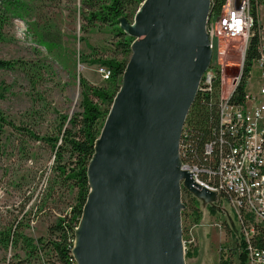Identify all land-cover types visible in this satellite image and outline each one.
Segmentation results:
<instances>
[{
  "label": "water",
  "instance_id": "1",
  "mask_svg": "<svg viewBox=\"0 0 264 264\" xmlns=\"http://www.w3.org/2000/svg\"><path fill=\"white\" fill-rule=\"evenodd\" d=\"M211 12L212 0H145L133 23L120 18L132 54L88 166L76 264H186L183 193L225 212L180 156L213 59Z\"/></svg>",
  "mask_w": 264,
  "mask_h": 264
},
{
  "label": "rangeland",
  "instance_id": "2",
  "mask_svg": "<svg viewBox=\"0 0 264 264\" xmlns=\"http://www.w3.org/2000/svg\"><path fill=\"white\" fill-rule=\"evenodd\" d=\"M95 8L99 6L84 0H0V60L16 63L14 70L0 69V122L23 129L0 123V240L12 228L35 240L47 239L49 226L76 205V191L62 185L56 169L69 166L71 159L66 154L61 161L56 158L51 142L62 138L64 130L71 128L70 119L82 112V80L92 87L108 86L98 71L101 65L94 62L124 55L115 35L117 26L88 18ZM137 11L126 12L130 23ZM240 58V42L215 44L212 63L222 73L221 97L228 94L239 72L227 61ZM258 87L255 69L250 90L257 92ZM62 143L60 139L58 147ZM192 198H182L191 206L182 216L184 246L187 254L192 253L185 256L186 264H242L236 243L241 225L230 202H222L225 212L213 211L197 199L193 204ZM196 208L199 222L192 214ZM0 264L44 262L26 255L21 245L5 248L0 243Z\"/></svg>",
  "mask_w": 264,
  "mask_h": 264
},
{
  "label": "trees",
  "instance_id": "3",
  "mask_svg": "<svg viewBox=\"0 0 264 264\" xmlns=\"http://www.w3.org/2000/svg\"><path fill=\"white\" fill-rule=\"evenodd\" d=\"M84 1L99 6L98 9L95 8V11L89 14L88 18L90 21H100L109 26H117L115 35L117 39H119L118 46L124 55L123 58H111L94 62L110 70L111 78L107 81L108 86L103 88L92 87L88 86L85 80H82V112L70 119L69 124L71 128H66L64 130L62 138L54 139L51 142L52 147L56 150V158L61 161L66 154L69 155L71 159L69 166L58 165L56 168L62 179V185L71 191H76V205L72 207L71 213L66 216L58 217L56 221L49 226L47 239L40 238L35 240L20 232L18 228L9 229L2 234L0 243L4 245L5 248H8L10 245L17 248L21 245V249L25 251L26 255L41 260L44 264H76L72 250L75 242V230L80 223L83 208L90 190L87 176L88 166L95 153V143L101 134L105 119L120 89L122 77L132 54L131 44L133 39L122 32L119 28V21L120 18L126 17L125 15L128 10L135 9L137 11L145 0ZM224 2L225 0H212V11L217 14L220 13ZM263 4L264 0H252L251 11L255 18L256 27L258 8ZM259 58V37L256 34L252 38L246 52L244 77L232 97L234 103L240 104L244 101L247 75L251 71L254 62ZM227 64L233 68L237 67V69L241 67L240 60L231 59L227 61ZM15 68V62L0 60V69L14 70ZM222 85L221 72H218L213 83L212 92L205 94L199 92L197 95L183 131L182 145H184L183 150L186 154L184 161L201 164L205 163V145L209 141L215 139L214 131L219 127L218 106ZM95 100H97V102ZM103 105H105V109L101 108ZM65 119L67 120V117ZM1 122L12 126L14 129L23 131V129L17 128L11 122H6L2 119ZM25 131L35 139H38L32 131ZM60 139L63 143L58 147L57 143ZM43 140L49 139L43 138ZM53 141L55 143H53ZM183 195L184 197L185 195L189 196L186 192H184ZM194 199H190L193 204L195 203ZM189 206V204L188 206L186 205L185 209H189ZM211 210L215 211L212 207ZM192 214L195 215L194 220L199 222L201 218L200 209H193ZM185 215L186 211L182 213L183 217ZM191 254V250H189L186 258H189ZM223 264H229V262H223Z\"/></svg>",
  "mask_w": 264,
  "mask_h": 264
},
{
  "label": "built area",
  "instance_id": "4",
  "mask_svg": "<svg viewBox=\"0 0 264 264\" xmlns=\"http://www.w3.org/2000/svg\"><path fill=\"white\" fill-rule=\"evenodd\" d=\"M262 7L264 8V4L258 8L257 27L251 11L252 0H225L220 13L211 12L207 32L212 50L217 42L224 40L240 42L241 67L231 80L228 94L220 97L219 127L214 131L215 139L205 145V163L184 161L186 154L182 140L180 146L183 170L191 173L194 188L215 193L217 205L221 206L223 201L228 200L235 209L241 225V238L236 243L242 264H264V14L262 16L260 14ZM256 34L259 37L260 58L254 62L247 75L244 101L237 104L232 101V97L243 80L246 52ZM20 35L27 36L24 30H21ZM255 69L259 80L257 92L250 90V80ZM98 71L103 81L110 80L111 72L107 67L101 66ZM218 72L221 71L216 70L214 63H211L203 76L200 92L204 94L212 92Z\"/></svg>",
  "mask_w": 264,
  "mask_h": 264
},
{
  "label": "crops",
  "instance_id": "5",
  "mask_svg": "<svg viewBox=\"0 0 264 264\" xmlns=\"http://www.w3.org/2000/svg\"><path fill=\"white\" fill-rule=\"evenodd\" d=\"M222 87H223V85H222Z\"/></svg>",
  "mask_w": 264,
  "mask_h": 264
}]
</instances>
